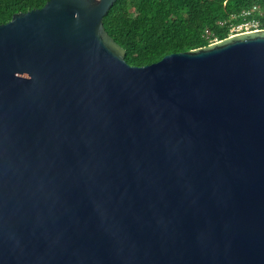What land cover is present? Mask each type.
Here are the masks:
<instances>
[{
    "label": "water",
    "instance_id": "obj_1",
    "mask_svg": "<svg viewBox=\"0 0 264 264\" xmlns=\"http://www.w3.org/2000/svg\"><path fill=\"white\" fill-rule=\"evenodd\" d=\"M114 1L0 24V264H264V29L132 66Z\"/></svg>",
    "mask_w": 264,
    "mask_h": 264
},
{
    "label": "trees",
    "instance_id": "obj_2",
    "mask_svg": "<svg viewBox=\"0 0 264 264\" xmlns=\"http://www.w3.org/2000/svg\"><path fill=\"white\" fill-rule=\"evenodd\" d=\"M45 2L0 0V24L15 13L40 8ZM252 4L262 6L264 0H115L102 22L124 49V60L132 66H144L168 54L226 38L234 21L231 16ZM261 25L264 29V17Z\"/></svg>",
    "mask_w": 264,
    "mask_h": 264
},
{
    "label": "built area",
    "instance_id": "obj_3",
    "mask_svg": "<svg viewBox=\"0 0 264 264\" xmlns=\"http://www.w3.org/2000/svg\"><path fill=\"white\" fill-rule=\"evenodd\" d=\"M231 17L234 21L237 19H240V21H233L229 25L228 36L258 31L262 26L261 18L264 17V5L252 4L250 7L241 10L236 16Z\"/></svg>",
    "mask_w": 264,
    "mask_h": 264
},
{
    "label": "rangeland",
    "instance_id": "obj_4",
    "mask_svg": "<svg viewBox=\"0 0 264 264\" xmlns=\"http://www.w3.org/2000/svg\"><path fill=\"white\" fill-rule=\"evenodd\" d=\"M228 37V36H227ZM219 41V40H218ZM215 42V41H214Z\"/></svg>",
    "mask_w": 264,
    "mask_h": 264
}]
</instances>
